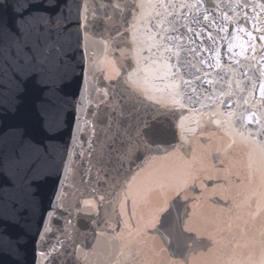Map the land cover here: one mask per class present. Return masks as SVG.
I'll use <instances>...</instances> for the list:
<instances>
[{
    "label": "snow or ice",
    "instance_id": "snow-or-ice-1",
    "mask_svg": "<svg viewBox=\"0 0 264 264\" xmlns=\"http://www.w3.org/2000/svg\"><path fill=\"white\" fill-rule=\"evenodd\" d=\"M57 7L0 0V24ZM77 40L96 108L62 168L89 227L65 220L59 264H190L198 236L217 264H264V0H80Z\"/></svg>",
    "mask_w": 264,
    "mask_h": 264
},
{
    "label": "water",
    "instance_id": "water-1",
    "mask_svg": "<svg viewBox=\"0 0 264 264\" xmlns=\"http://www.w3.org/2000/svg\"><path fill=\"white\" fill-rule=\"evenodd\" d=\"M25 2L3 0L12 8ZM46 2L59 7L15 16L11 23L5 15L0 24V264H59L62 257L52 252L54 245L59 248L57 238L62 240L65 231L77 237L65 220L80 234L89 227L76 206L90 197L79 195L76 172L66 178L62 168L66 150H74V137L80 135L82 109L96 108L95 93L88 95L90 105L81 99L80 0ZM50 17L59 23L51 24ZM215 203L214 197L204 203L206 216ZM189 243L181 255L190 264L222 259L206 236Z\"/></svg>",
    "mask_w": 264,
    "mask_h": 264
}]
</instances>
